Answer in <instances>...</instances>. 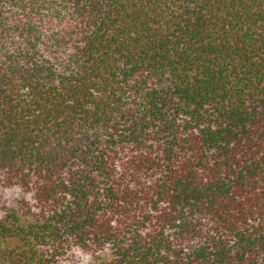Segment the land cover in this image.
<instances>
[{
  "label": "trees",
  "instance_id": "obj_1",
  "mask_svg": "<svg viewBox=\"0 0 264 264\" xmlns=\"http://www.w3.org/2000/svg\"><path fill=\"white\" fill-rule=\"evenodd\" d=\"M0 264H264V0H0Z\"/></svg>",
  "mask_w": 264,
  "mask_h": 264
}]
</instances>
